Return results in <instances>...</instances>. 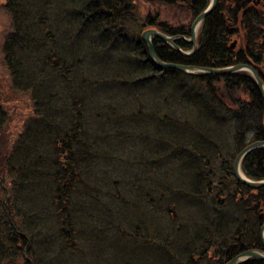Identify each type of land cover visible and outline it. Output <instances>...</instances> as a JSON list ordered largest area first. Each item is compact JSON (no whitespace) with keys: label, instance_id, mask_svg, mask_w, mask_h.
<instances>
[{"label":"rangeland","instance_id":"rangeland-1","mask_svg":"<svg viewBox=\"0 0 264 264\" xmlns=\"http://www.w3.org/2000/svg\"><path fill=\"white\" fill-rule=\"evenodd\" d=\"M10 1L0 0V107L6 113L0 128V154L12 150L13 145L20 147L16 150L20 156L30 147V154H53L49 142L56 134L62 141L69 140L68 145L74 138L77 161L75 179L69 175L55 182L54 174H49L37 181L38 187L28 186L31 191L24 189L14 196L9 193L7 207L5 190L0 189V221L9 215L16 230L31 240L30 247L20 244L16 257L8 256L10 264L16 258L21 264L27 260L32 264H161L163 258L171 264L170 255L164 253L171 254L167 242H175L173 247L168 245L175 251L180 240L190 238V229L193 237V224L197 221L202 227L207 217L208 203H199L194 192L201 191L200 196L210 192L214 197L211 190L234 188V179H224L226 172L220 170L221 158L200 151L198 157L212 159L204 170L200 161V165H191L188 153L189 163L179 154L204 146L196 143L202 140L191 137L205 132L207 138L216 139L214 145L221 156H226L233 146L231 122L213 118L202 104L188 105L180 100L174 91L176 78L165 71L156 74L146 69L147 61L141 57L146 44L143 31H161L146 26L148 16L188 31L194 12L187 4L133 0L131 17L123 23L107 25L99 16L93 17L90 28L84 27L88 37L78 39L69 53L63 40L68 32L76 31V13L90 5L97 7L102 0H80L78 6L73 0H17L21 15L32 14L24 27L30 24L28 46L41 45L42 49L21 51L7 64L4 44L15 23ZM113 27L129 31L128 47L137 54L122 56L86 43L101 40L108 33L111 37ZM18 44L25 46L19 37ZM183 84L187 93L195 85L192 81ZM176 85L179 89L181 83ZM238 95L249 100L248 95ZM32 125L38 143L23 147L24 140H30ZM79 141L90 146L86 156L82 157L75 146ZM211 169L219 176L205 179ZM197 181L200 188L194 187ZM6 182H10L8 176ZM69 191L72 226L58 216L59 205H54L57 195L62 197ZM5 228L1 225L0 231ZM8 260L0 257L1 264Z\"/></svg>","mask_w":264,"mask_h":264},{"label":"trees","instance_id":"trees-1","mask_svg":"<svg viewBox=\"0 0 264 264\" xmlns=\"http://www.w3.org/2000/svg\"><path fill=\"white\" fill-rule=\"evenodd\" d=\"M73 1L78 6L80 0ZM159 2H165L169 5L187 4L189 9H192L195 16L202 13L209 4V0H159ZM20 6L21 5L17 4V0H11L8 6L10 8L9 10L13 12L15 23L13 33L8 36L4 44V52L6 51L7 53V64L12 63V57L14 55H20L21 51L40 52L42 49L41 45L34 46L30 44V46H28L29 42H31L28 38V32L31 30L30 24H28L27 27L28 31L27 28L24 27L26 21L31 18L32 14L30 17L21 15ZM249 6L250 3L247 2L245 4V1L240 3L238 0H231L230 3H227L225 0H220L217 9L211 15L207 16L203 23L199 36L198 49L192 57L182 56L168 44L156 38L154 40V45L158 56L165 61L203 67H226L238 63H250L257 69L261 78L264 80V41H262L263 31L262 29L260 30V27L264 26V14L257 8ZM132 10H134L133 0H128V3L124 2V0H102L97 7L90 5L85 9L78 10L79 12L76 13L73 19V29L76 31H74V33L68 32V36L63 40L67 42L66 44L68 45L66 52L72 53L76 43L78 44L79 42L78 39L84 40L88 37V33L84 27L89 26L88 28H90L92 24L90 21H92L93 17L99 16V18H102L103 22H107V25H115L128 20V18L131 17ZM221 11H225L224 15H221ZM88 15H91L90 18L87 17ZM228 16L233 18L234 23L242 25V29H246L247 26L249 27L250 30H246L248 34L245 35L247 36L245 38V43L247 46L251 47L249 50L250 55H247L244 51L241 53H239V51H234L228 46L229 43L226 42L228 40L227 33L222 32V30H228ZM146 21V26L157 27L165 33L176 34L179 33L180 29L184 30V28L175 29L169 27L167 23L158 22L153 15L148 16ZM218 27L220 29H216ZM78 28H82L84 32L82 30H77ZM110 32L111 37L108 33L106 37L103 35L101 40L94 39L86 43L96 47V50L115 52L122 56H125L124 53L129 56L137 54L136 51H131L128 47L131 37L129 31H126L124 28L118 29L113 27ZM30 34H33V32H30ZM18 37L25 46H20L18 44ZM53 41L56 42V38H54ZM179 44L181 47L189 46L183 44V42ZM80 45L81 43H79V46ZM145 45L141 57L147 61L146 69H151L153 73L156 74L165 71L173 75L176 78L174 80L176 84L178 82L181 83L179 89L176 84V89H174L180 96V100L188 103V105L190 103L194 105L202 104V106L204 105V107L207 108V111H209V114L213 116V118L217 120L224 118V121L227 123L231 122L233 126V131H231L233 146L228 148L226 156H221L218 145H214L216 139L207 138L205 132L199 133L202 138H197L196 136L198 134L191 137L192 139L202 140L203 142L196 141V143L204 144V146H198L199 149L194 151L189 148L184 150L186 153H179L188 163L190 161L191 165H200L201 162L204 167L202 169L204 170L208 168L212 159L206 161L204 155L198 157L200 151H203V154L210 155V157L221 158L222 166L220 170L226 172H224V179H229L230 177L234 179V188L227 189L226 186H220V190L217 192L211 190V193L216 194L214 197L210 195V192L208 196L205 194L200 196L201 191L194 192L193 196L197 197L199 203H208L206 206L207 217L202 227L199 226L197 221L193 224L195 228L193 237L191 238L192 229H190L189 232H187V236L190 238L180 240L181 245L177 243L178 245L175 251L168 246L170 243L172 247L175 246V242H167L169 244L165 246L172 255L169 254L168 251H164V253L170 255L171 264H225L242 251L248 249H262L263 245L260 237V229L264 223V187L258 189L251 188L238 182L233 174V163L237 154L248 144L258 140H264V98L257 88L254 79L244 73L193 75L177 69L159 70L158 66L149 58L147 45ZM53 49L55 50V48ZM81 64L84 66L85 62ZM133 64L130 65L132 66ZM26 71L24 73H26ZM69 71L68 68L65 70L66 73ZM164 80H168V83L172 81L169 78H165ZM191 81L195 83V85L193 87L191 85V93L189 92V94L183 83ZM240 92L248 95L249 100L239 99L237 94ZM5 118L6 113L3 107H0V128H2ZM38 120L39 119L36 121ZM33 125L31 127L30 140L25 139L22 143L23 147L29 145L33 146V143L37 145L38 143V136L36 135L34 137L32 135L35 131ZM76 126L79 127L78 125ZM177 129L180 131L182 127L177 124ZM184 132L185 135L183 136L186 137L187 131L184 130ZM73 139L72 137L68 145L67 142L69 140L67 142L62 141L61 137L56 138L55 134L53 141L51 139L49 142V144H52L53 154H42L38 153V151L37 154H30L29 151L30 148H32L30 147L20 156L16 152L20 147L15 145H13L12 150L7 151L6 149L7 152L4 150L2 155L0 154V175L4 178V184L7 185L9 193L14 196V193L22 194L21 192L24 189H26V191H31L28 186L31 187L33 184L38 187L37 181H40V178L47 179L51 174H54L55 179L52 178L55 182H57V179L67 178L69 175L72 180L75 179L73 170L76 168L75 164L77 161L75 159L76 149L74 148V142H72ZM79 142L80 143L77 142L75 146L80 150L82 157L86 156L90 146L84 141ZM193 143H195V141H193ZM228 144L232 145L230 137ZM84 151L86 152L84 153ZM187 153L189 155V161ZM242 168L245 174L250 178L254 180L264 179V148L251 151L243 160ZM213 170L214 169L208 171L209 173L205 175L204 178L208 179L219 176L218 173L214 174ZM7 176L10 178V182H6ZM200 186L198 181L194 184L196 188H200ZM0 189L5 190L1 184ZM58 191L57 189L56 192L58 193ZM70 191L62 197L57 195L54 199V205H59L57 210L58 216L61 217L65 223L71 224L72 226L73 219H71V213L74 212L72 210V200L69 197ZM12 222L14 221L9 215H5V219L0 221V226H6L4 230L0 231V257L4 260L6 257L8 260L10 254L15 255V252L20 251L22 249L20 244H23L24 248L27 244L28 247H30L31 240L28 235L25 232L16 230L15 226L17 225ZM188 227L189 225H185V229H188ZM182 228L184 229V225ZM198 242L199 245L194 247ZM159 262L161 264H166L164 258L163 263L161 260H159ZM7 264H10L9 260ZM12 264L21 263L16 258ZM25 264L32 263L27 260ZM241 264H264V260L250 258Z\"/></svg>","mask_w":264,"mask_h":264},{"label":"water","instance_id":"water-1","mask_svg":"<svg viewBox=\"0 0 264 264\" xmlns=\"http://www.w3.org/2000/svg\"><path fill=\"white\" fill-rule=\"evenodd\" d=\"M148 1H157V0H148ZM219 0H211V3L209 6L197 16L193 22L192 25V34H191V40H187L185 36L180 35V38L185 40L186 42H191L194 44V49H197V30L199 26L202 24L203 20L207 15H209L218 5ZM178 36H170L166 33H163L162 31L157 30L156 28H149L143 31L142 33V39L146 43L149 55L153 63H155L160 69H177L184 73L194 74V75H219V74H231L238 71H248L252 74L253 79L257 85V88L260 90L261 94L264 98V81L257 72L255 68L248 64H238L233 66H227L222 68H211V67H201V66H195V65H188V64H179V63H173L164 61L161 59L155 49L154 45V39L158 38L165 43H168L172 48H174L176 51H178L183 56H190L193 52H188L184 49H182L176 42L175 39ZM264 125V124H263ZM264 148V140H258L254 141L247 146H245L236 156L234 163H233V174L238 182H241L251 188L258 189L261 187H264V179L262 180H254L247 176L242 168V163L244 158L253 150ZM0 181L3 183V178L0 176ZM8 191L6 195V201L8 200ZM260 237L263 245V249H248L245 251H242L232 257L228 262L225 264H241L247 259L250 258H257L264 260V223L261 226L260 229Z\"/></svg>","mask_w":264,"mask_h":264},{"label":"flooded vegetation","instance_id":"flooded-vegetation-1","mask_svg":"<svg viewBox=\"0 0 264 264\" xmlns=\"http://www.w3.org/2000/svg\"><path fill=\"white\" fill-rule=\"evenodd\" d=\"M227 3H230L231 2V0H225ZM240 3L242 2V1H245V4L247 3V2H249L250 3V6L249 7H254V8H257L261 13H263L264 14V0H238ZM209 2H210V0H209ZM219 2H220V0H219ZM219 2H218V4H219ZM209 5V4H208ZM217 7H218V5H217ZM217 7L209 14V15H211L216 9H217ZM190 10H192V9H190ZM248 10V9H247ZM247 10H245V11H247ZM221 13V15H224V13H225V11H221L220 12ZM209 15H207V16H209ZM197 16H199V15H197ZM196 16V17H197ZM207 16L205 17V19L207 18ZM195 17V18H196ZM246 17H247V15H246ZM195 18H194V20H195ZM205 19L203 20V22H202V24L199 26V28H198V30H197V37H196V40H197V49H198V44H199V36H200V33H201V30H202V27H203V23H204V21H205ZM227 19L229 20L228 22H229V24H228V27H227V29L228 30H222V32L223 33H227V38H228V40L226 41V42H228L229 43V47L232 49V50H234V51H239V53H241V52H243L244 51V53H246L247 55H250V52H249V50L251 49V47H249V46H247L246 45V43H245V38L247 37V36H245L246 34H248L247 33V31H249L250 29H249V27L247 26L246 27V29H242V25H240V24H236V23H234V21H233V18L232 17H227ZM194 22V21H193ZM193 22H192V24H191V28H189L188 29V31H186V29H184V30H182V29H180V31H179V33H176V34H171V33H166L167 35H170V36H178L176 39H175V42L181 47V45L179 44L180 42H183V44H187V46L188 47H181L182 49H184V50H186V51H188V52H193L190 56H184V57H192L194 54H195V52H196V50H193L194 49V44H192L191 42L189 43V42H186L185 40H183L182 38H180V35H183V36H185L186 37V39L187 40H191V34H192V31H191V29H192V25H193ZM216 29H220L219 27L218 28H216ZM242 29V30H241ZM262 29V31H263V34H262V41H264V26H261L260 27V30ZM247 30V31H246ZM221 31V30H220ZM165 33V32H164ZM176 51V50H175ZM178 52V51H177ZM179 53V52H178ZM183 56V55H182ZM251 57V56H250ZM238 64H248V65H250V66H252L253 68H255L252 64H250V63H238ZM238 64H235V65H238ZM196 66V65H195ZM231 66H233V65H231ZM201 67H203V66H201ZM208 67H211V66H208ZM227 67V66H226ZM211 68H222V67H211ZM159 70H162V69H160V68H158ZM256 69V68H255ZM257 70V69H256ZM258 72V71H257ZM234 73H244V74H246V75H248V76H250L251 78H253V76H252V74L250 73V72H248V71H238V72H234ZM234 73H231V74H234ZM259 73V72H258ZM194 75V74H193ZM210 75V74H209ZM219 75H227V74H219ZM260 75V74H259ZM241 93V92H240ZM237 97H239V99H241V97H240V95H238L237 94ZM242 100V99H241Z\"/></svg>","mask_w":264,"mask_h":264}]
</instances>
